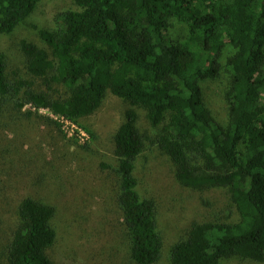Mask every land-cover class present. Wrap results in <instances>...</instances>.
<instances>
[{"label": "trees", "instance_id": "obj_1", "mask_svg": "<svg viewBox=\"0 0 264 264\" xmlns=\"http://www.w3.org/2000/svg\"><path fill=\"white\" fill-rule=\"evenodd\" d=\"M72 1L76 7L58 12L54 28L39 29L51 52L27 39L20 43L28 71L49 87L64 85L65 96L35 90L31 80L11 81L0 51V112L9 104L18 111L30 105L27 114L48 109L82 126L81 118L97 111L109 93L144 109L162 134L141 131L131 111L115 150L116 202L131 258L137 264L162 258L158 203L141 194L135 176L136 160L151 144L170 157L182 185L225 188L238 213L235 220L229 213L193 223L172 246L169 264L264 262V0ZM41 2L0 0V36L23 25ZM172 19L188 24L185 40L170 36ZM224 54L231 80L229 118L221 124L205 104L202 83L217 77ZM55 213L49 203L23 199L0 264H52Z\"/></svg>", "mask_w": 264, "mask_h": 264}, {"label": "rangeland", "instance_id": "obj_2", "mask_svg": "<svg viewBox=\"0 0 264 264\" xmlns=\"http://www.w3.org/2000/svg\"><path fill=\"white\" fill-rule=\"evenodd\" d=\"M72 0H42L37 9L11 34L0 36V51L5 55L7 75L11 81L27 79L38 91L55 97L66 94L64 85H47L32 75L20 43L27 39L51 52L39 35V29H52L55 15L75 8ZM169 34L174 40H185L188 24L169 21ZM227 53V52H226ZM223 65L214 79L203 81L205 104L215 119L225 124L229 107L225 91L231 76ZM26 105L18 111L12 104L0 112V248L7 244L19 219V205L27 197L42 200L56 208L53 226L56 243L48 250L52 264H137L130 254L122 213L116 202L119 165L116 143L121 124L129 112L137 116L136 125L152 138L163 132L162 125L152 127L146 111L133 107L109 93L101 107L81 118L75 131L64 127L48 110L27 114ZM80 131L87 136L82 139ZM87 137V138H86ZM137 188L145 197L158 203L159 231L164 246L162 258L154 264H169L172 246L186 238L193 223L226 219L238 213L225 188L195 190L182 185L176 177V166L155 145L147 144L136 160ZM224 264H264L231 259Z\"/></svg>", "mask_w": 264, "mask_h": 264}, {"label": "built area", "instance_id": "obj_3", "mask_svg": "<svg viewBox=\"0 0 264 264\" xmlns=\"http://www.w3.org/2000/svg\"><path fill=\"white\" fill-rule=\"evenodd\" d=\"M41 110H48V109H41ZM50 111V110H48ZM57 119L58 121L66 128L70 127L72 131H75V126H77V124H74L72 122H70L67 118L60 116V115H55L52 111H50ZM81 135L77 132V134L84 139L83 136H87V134L84 131H80ZM88 137V136H87ZM86 137V138H87ZM89 138V137H88Z\"/></svg>", "mask_w": 264, "mask_h": 264}]
</instances>
